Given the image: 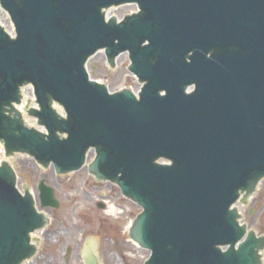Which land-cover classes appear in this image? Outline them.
<instances>
[{"label": "water", "instance_id": "1", "mask_svg": "<svg viewBox=\"0 0 264 264\" xmlns=\"http://www.w3.org/2000/svg\"><path fill=\"white\" fill-rule=\"evenodd\" d=\"M126 4L138 12L105 20L103 10ZM0 8L15 33L0 27L7 156L65 175L92 152L87 174L141 209L127 237L150 254L144 264H260L263 235L239 223L235 205L264 178V0H0ZM100 51L110 64L127 53L136 95L89 78ZM26 85L38 106L28 115L45 133L24 126L14 107ZM15 185L2 163L0 264L31 258V234L47 223ZM37 189L42 208H57L43 180ZM81 242L82 264H100L98 240Z\"/></svg>", "mask_w": 264, "mask_h": 264}, {"label": "rangeland", "instance_id": "2", "mask_svg": "<svg viewBox=\"0 0 264 264\" xmlns=\"http://www.w3.org/2000/svg\"><path fill=\"white\" fill-rule=\"evenodd\" d=\"M126 7L119 8L117 16ZM130 9H126L129 11ZM2 23L9 26L6 16L0 13ZM87 71L90 78L104 84L109 91L122 88L137 91L139 83L127 71V55L120 56L107 68L103 53L90 59ZM88 155V163L92 161ZM20 191L27 187L37 201V209L43 213L48 224L31 236L35 245L34 255L26 264H82L81 240H98L97 257L101 264H143L148 251L136 247L128 236L129 226L140 213L134 203L124 200L115 185L95 182L87 174V165L74 173L57 175L51 167L42 168L24 155L12 161ZM44 180L54 191L57 208H41L37 186ZM103 205L99 208L98 205ZM240 223L264 239V178L256 193L246 205L237 204ZM264 264V249L261 262Z\"/></svg>", "mask_w": 264, "mask_h": 264}, {"label": "bare ground", "instance_id": "3", "mask_svg": "<svg viewBox=\"0 0 264 264\" xmlns=\"http://www.w3.org/2000/svg\"><path fill=\"white\" fill-rule=\"evenodd\" d=\"M27 101H30V100H27ZM259 186V185H258ZM247 228V230H249V228L248 227H246ZM250 231V230H249ZM256 236H257V234H256V232H253ZM134 245L136 246V247H138L135 243H134ZM24 264H26V262L24 263Z\"/></svg>", "mask_w": 264, "mask_h": 264}]
</instances>
